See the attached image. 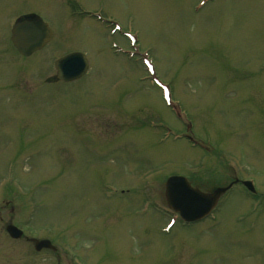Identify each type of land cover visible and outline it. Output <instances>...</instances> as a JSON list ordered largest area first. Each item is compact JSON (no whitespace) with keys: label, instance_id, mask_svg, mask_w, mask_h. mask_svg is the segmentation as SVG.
I'll use <instances>...</instances> for the list:
<instances>
[{"label":"rangeland","instance_id":"1","mask_svg":"<svg viewBox=\"0 0 264 264\" xmlns=\"http://www.w3.org/2000/svg\"><path fill=\"white\" fill-rule=\"evenodd\" d=\"M199 2L0 0V205L61 235L63 262L264 264V0ZM31 12L54 36L23 58L10 29ZM112 20L138 34L140 53L114 50L131 46ZM76 50L86 76L46 83L54 60ZM172 175L206 191L238 183L208 219L170 226Z\"/></svg>","mask_w":264,"mask_h":264},{"label":"water","instance_id":"2","mask_svg":"<svg viewBox=\"0 0 264 264\" xmlns=\"http://www.w3.org/2000/svg\"><path fill=\"white\" fill-rule=\"evenodd\" d=\"M51 37L52 32L48 25L34 14L19 20L12 30L13 44L24 56L41 49ZM57 67V76L49 81H73L86 73L88 62L83 54L73 53L61 59ZM226 190L227 188H218L212 194H204L192 188L184 177H171L167 180L166 198L168 205L178 212L182 219L194 222L206 217ZM48 245V241H37L36 247L40 249Z\"/></svg>","mask_w":264,"mask_h":264},{"label":"flooded vegetation","instance_id":"3","mask_svg":"<svg viewBox=\"0 0 264 264\" xmlns=\"http://www.w3.org/2000/svg\"><path fill=\"white\" fill-rule=\"evenodd\" d=\"M13 207H16L15 205ZM7 211V210H6ZM11 212V211H9ZM5 216V217H4ZM18 220L14 219L12 216H7L5 215V207L3 205H0V251H3V241L7 242L8 248L6 249L7 251H10V253H18L22 252L24 255L29 254L31 257H34L35 255H38L39 258L43 261H47V264H64L63 262V248L61 245L58 244L56 240H54L53 244H56V249H43L42 251L36 253L33 250V244L31 243V238L33 236H38V237H44V238H50L47 234H35L32 232H29L28 230L25 229V232L23 233V237L19 239H13L7 232V227L9 225H16L18 226ZM20 242L22 244H20ZM54 256L55 258H53ZM46 258V259H44ZM40 259L33 260L31 264H43L40 262ZM54 260L55 262L51 263V260ZM39 260V262H37Z\"/></svg>","mask_w":264,"mask_h":264}]
</instances>
